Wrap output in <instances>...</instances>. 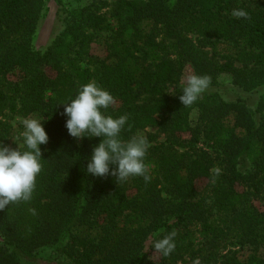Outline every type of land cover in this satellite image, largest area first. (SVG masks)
<instances>
[{"label":"trees","instance_id":"obj_1","mask_svg":"<svg viewBox=\"0 0 264 264\" xmlns=\"http://www.w3.org/2000/svg\"><path fill=\"white\" fill-rule=\"evenodd\" d=\"M47 1L63 0H0V142L10 146L9 114L45 120L49 136L32 200L0 210V264H264V209L255 205L264 196V121L240 97L211 92L191 106L179 99L187 64L210 77L208 88L221 74L247 93L264 86V0H115L109 17L92 4L70 14L77 24L67 32L83 49L111 31L109 55L77 63L58 54L61 35L46 51L33 47ZM240 9L247 18L233 15ZM220 45L233 52L219 54ZM89 82L115 97L106 114L128 116L123 141L158 130L146 137L147 182L87 173L101 138L71 137L62 104ZM198 180L208 181L202 191ZM171 232L175 251L153 261L147 243L153 249ZM229 244L256 253L239 262L223 254Z\"/></svg>","mask_w":264,"mask_h":264},{"label":"clouds","instance_id":"obj_2","mask_svg":"<svg viewBox=\"0 0 264 264\" xmlns=\"http://www.w3.org/2000/svg\"><path fill=\"white\" fill-rule=\"evenodd\" d=\"M233 15L247 18L248 13L236 10ZM207 75H189L182 87L179 99L183 106L193 105L200 95L209 87ZM115 102V97L95 82L82 85L75 98L64 103L62 115L66 117L65 127L68 134L79 140L81 138H101L92 149L87 163V173L94 177L112 175L123 182L130 177H143L150 180L145 158L150 143L143 136L132 137L128 141L121 139L128 116L113 117L106 110ZM45 120L40 118H21L22 127L12 139L15 148L0 142V210L19 202H29L37 186V177L41 173V145L49 141L44 127ZM217 173L219 169L216 170ZM35 215L36 210L29 209ZM176 233L155 241L153 249L167 257L176 249ZM193 264H200L195 260Z\"/></svg>","mask_w":264,"mask_h":264},{"label":"rangeland","instance_id":"obj_3","mask_svg":"<svg viewBox=\"0 0 264 264\" xmlns=\"http://www.w3.org/2000/svg\"><path fill=\"white\" fill-rule=\"evenodd\" d=\"M115 0H63L62 5H58L54 1H47L45 8L41 14V17L38 21L36 32L33 37V47L36 50L46 51L55 41L58 36H63L61 44L59 48L58 54H60L64 60H68L67 54H70V57L73 62L77 63L78 60H83L85 62H91L90 57H96L100 60H104L109 55L108 44L111 43V31H100L94 33L88 31L90 35H94L91 37V41L84 45L83 49L80 48V45L73 44L74 37L68 31L69 28H72L77 23H72L70 20V14L74 11L80 10L82 8L90 7L92 4H95V8L100 14L107 15L109 17L111 7ZM114 25V21L111 22ZM232 53L233 50L229 49L226 45H220L218 47V53ZM237 66H242L240 62L236 63ZM92 66V65H91ZM196 74L194 68L191 64H187L184 68V72L181 78V85L186 83V79L189 75ZM218 86L214 88H207L200 96H203L206 93L218 92L225 101H234L237 98L246 99L250 109L255 113V118L258 120L264 121V105L261 113H257L259 104L261 101L264 102V86L257 89L252 93H247L239 89L233 84V78L230 74H221L217 77ZM11 124L13 125V132L10 141V146L15 148L16 145L12 141V139L17 135L20 131H22V127L19 124V119L21 118H38L35 115H31L28 117L21 116H12L8 115ZM189 123L191 127H196L199 124L200 113L198 109L194 108L189 113ZM231 122V118L229 119ZM149 134H158V130L154 128H148L147 130L141 131L140 136L146 138ZM190 137L189 133L181 134V138L188 139ZM164 140V135H161L159 141ZM200 148L205 147L203 143L198 145ZM208 184L207 180H198L196 182V187L199 191H202ZM239 192H244L245 189L238 186ZM255 205L259 207L261 210L264 209V196H261L259 199L255 201ZM3 239L0 237V243ZM152 241L147 243L146 252L149 257L153 261H160V254L151 248ZM232 252L231 256L234 257L237 261L242 262L246 261L250 256L254 255L256 252L254 251V247L251 246H241L239 244H229L226 249H224L223 254ZM257 255H264V251L260 250ZM39 256L43 259H51L52 255L50 251H44ZM223 260L222 258L220 259ZM220 261V262H221Z\"/></svg>","mask_w":264,"mask_h":264}]
</instances>
